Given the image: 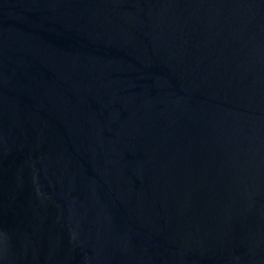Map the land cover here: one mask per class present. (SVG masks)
Instances as JSON below:
<instances>
[{"label":"water","instance_id":"95a60500","mask_svg":"<svg viewBox=\"0 0 264 264\" xmlns=\"http://www.w3.org/2000/svg\"><path fill=\"white\" fill-rule=\"evenodd\" d=\"M0 264H264V0H0Z\"/></svg>","mask_w":264,"mask_h":264}]
</instances>
